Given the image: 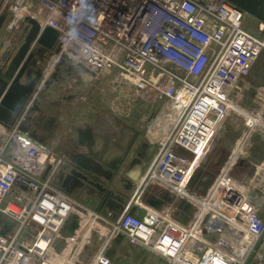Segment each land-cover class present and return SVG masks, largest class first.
<instances>
[{
  "label": "built area",
  "instance_id": "1",
  "mask_svg": "<svg viewBox=\"0 0 264 264\" xmlns=\"http://www.w3.org/2000/svg\"><path fill=\"white\" fill-rule=\"evenodd\" d=\"M4 1L56 31L62 63L114 70L150 102L167 100L166 133L141 188L152 184L184 199L194 214L181 224L168 212L139 217L127 208L116 220L89 213L55 185L63 157L23 135L19 122L7 130L0 149V264H109L110 242L119 237L167 264H246L264 235V223L246 206L242 183L229 169L205 197L186 188L227 117L240 115L249 128L248 118L262 122L264 102L258 110L243 102L246 79L264 59V23L258 24L261 36H253L244 28L245 13L228 0ZM19 140L26 143L21 156ZM71 215L79 229L63 237ZM223 221L246 238L242 256L235 252L236 241L232 252L222 238L205 240ZM82 223L86 237H80ZM92 230L102 239L90 254Z\"/></svg>",
  "mask_w": 264,
  "mask_h": 264
},
{
  "label": "crops",
  "instance_id": "2",
  "mask_svg": "<svg viewBox=\"0 0 264 264\" xmlns=\"http://www.w3.org/2000/svg\"><path fill=\"white\" fill-rule=\"evenodd\" d=\"M5 6L8 8V12L11 11L12 15L9 13L7 27L0 36V43H2L0 45V70L2 71L6 69L10 59L16 55L27 34L24 29H27L29 25L24 22V19L26 17L32 18L30 13L23 9L13 8L6 1L3 4V7ZM246 17L256 19L253 15L245 13V19ZM256 21L261 22L258 19ZM43 29L44 26H42L41 32ZM43 49L40 45H32L23 60V63H25L26 59L33 55L32 62H30L20 80V85L27 86L31 82H35V85L12 128L20 122L19 131L23 135L31 137L32 141L36 143L50 146L63 157L64 165L55 180L58 184L55 185L60 190L64 191V187L69 190L64 192L89 213H100L108 217V211L105 209L99 210L100 199L90 192L88 183L82 181L75 183L72 181L75 173L86 174L88 172L84 171L77 164V161L81 159L90 160L92 165H98L105 171H110L109 165L121 158L129 141L133 139L128 156L118 163V170L112 181L107 182L102 178L98 180L108 191L122 199L124 209L128 208V211L136 216L143 217L147 212L158 215L162 212H168L179 223L187 224L194 214V208L188 201L165 194L159 190L153 193L151 190L155 186L152 184L141 188L147 169L158 151L159 141L166 133L165 128L158 125H149L143 128L138 122L127 121L128 115H119L104 107V101L108 100L109 97L108 85L103 83L104 78L110 75V71L107 69L87 71L82 67H77L79 71H84L85 77H82L84 84H81L79 79L81 77H74L70 82L71 85L68 84L66 88L63 87L61 91H58L57 82L63 76L71 75L69 72L73 67L58 60L56 44L52 49ZM261 63H264V59H260L255 63L246 79L245 105L249 109L260 108L264 102V69L261 70V80H254L255 75L257 76L261 69ZM99 79L101 81L98 84L101 88L95 85ZM152 114L150 112L143 119H152ZM159 118V123L165 124L164 115H157L156 119ZM34 119L38 124L33 123ZM143 119L141 116L139 122L143 123ZM248 124L250 126L248 138L257 131L260 134L264 150L263 121L248 118ZM0 128L5 132V135L0 132L1 149L6 140L7 130ZM32 134L35 135V138L32 137ZM240 144H246V140L244 142L243 139ZM240 147L242 146L238 145L236 149ZM236 168H240V171L244 174L239 177L232 176V179L237 183H242L246 206L249 209L258 208L255 211L261 217V213H264L262 210L264 205V152L258 162L240 159ZM203 195L207 196L208 194ZM83 226L82 223V235L80 237H86L89 234ZM90 237L93 241H90L92 247L89 248V253L93 254L96 252L102 236L99 237L96 230H92ZM126 245L128 243L124 238H121L120 241L115 239L110 242L107 252L109 264ZM136 248L147 250L143 247L133 246V249ZM155 257L158 256L155 255ZM151 263L157 264L154 258ZM259 264H264V261Z\"/></svg>",
  "mask_w": 264,
  "mask_h": 264
},
{
  "label": "rangeland",
  "instance_id": "3",
  "mask_svg": "<svg viewBox=\"0 0 264 264\" xmlns=\"http://www.w3.org/2000/svg\"><path fill=\"white\" fill-rule=\"evenodd\" d=\"M9 13L10 15H12L11 11ZM258 24L259 23L253 17L252 18L246 17L245 22H244V28L253 36L260 37L261 35L258 31ZM6 27H7V24H6ZM260 65H261V69L257 73V76L255 75L254 80L256 81H259L262 78L260 74H261V70L264 69V63L263 64L261 63ZM83 72L84 71L82 70L79 71L78 68L74 66L72 70H70L69 72L71 75L63 76V78H61L60 81L57 82L58 83L57 90L61 91L63 87L66 88V85L67 86L68 84L71 85L70 82H72L71 80H73L74 77L76 78L81 77L79 78L81 80V84H84V82H82L83 81L82 79L85 77ZM100 81L101 80L99 79L97 84H95L99 88H101V86L98 84ZM103 83L107 84L108 89H109L108 100L104 101V104H105L104 107L106 109L112 112H116L119 115H128L129 117L127 121L138 122V124L141 125V127L143 128L149 125H152V126L158 125L162 128L165 126V124L159 123L160 118L156 119V116L163 115V112L165 111V108H166L165 104L167 103V100H160V101H157L156 103L150 102L147 99L149 97L148 96L146 97V95L143 92L141 93V92L135 91V89L131 86L130 83L125 84L124 81L117 78L114 70H110L109 77L104 78ZM103 83L101 84L103 85ZM243 104H245V102H243ZM255 110H258V107H255ZM150 112L153 113L152 114L153 118L143 119V117L149 114ZM141 116L143 119V123L139 122ZM262 118H263L262 121L264 123V115ZM163 121H164V118H163ZM249 132H250L249 127L246 126V122L244 118L241 117L240 115L231 114L229 117H227L224 120L219 132L217 133L213 141V144H212L213 148H212L211 153H209L206 156V159L197 168V170L195 171L194 175L191 177L187 185L186 190L188 191L189 194H195L198 197H204L205 195L203 194H206V195L209 194L210 191L213 189L218 176L221 173L228 171L229 169H230L229 175L231 176V178H233L232 176L239 177L242 174H244V172L242 173L240 171V168H236L237 163H239L240 159L241 160L248 159V161H252V162H258L259 160H261L264 150H263V145L261 143L260 134H258L257 131H255V133H253V135H251L248 138ZM243 139H244V142L246 140V144H240V142L243 141ZM238 145L242 147L236 149ZM231 167H234V168H231ZM157 191L158 189L156 187H154L151 190V192L153 193ZM257 209L258 208L254 210H257ZM262 210L264 211V205L262 207ZM256 213H257V216L264 223V213H261V217L259 216L258 212ZM236 215L237 217L239 216L238 220L240 221L242 218V215H240V213L239 214L236 213ZM223 222L224 224L223 226H221V228L217 227L215 231L213 230L210 232L208 231L205 234V240L220 241V239L222 238L221 240H223L224 242L230 241V244H232V247H233L232 248V252H233L234 249L239 244L238 241H240V239L242 241V238L244 235L240 233L241 234L240 239L236 241V247L234 248L233 245H235V240L233 238V231L230 230L232 225L228 223L227 221H223ZM258 241L260 242H259L257 249L251 255V258L246 264H259L263 261V260L260 261V259H256V257L264 241V235ZM153 258L156 260L157 264H167L166 261L164 260L162 261V259L155 257L153 253L147 250H143L141 248L133 249V246H130L128 244L122 249V251L117 256H115V258L111 261L110 264H154V263H151Z\"/></svg>",
  "mask_w": 264,
  "mask_h": 264
},
{
  "label": "water",
  "instance_id": "4",
  "mask_svg": "<svg viewBox=\"0 0 264 264\" xmlns=\"http://www.w3.org/2000/svg\"><path fill=\"white\" fill-rule=\"evenodd\" d=\"M228 2L243 12L253 15L256 19L264 23V0H228ZM3 4L4 0H0V8ZM4 8L6 11L8 10L7 6ZM3 20L4 18L0 19V28ZM24 22L29 25L27 29H24L27 34L18 48L16 55L10 59L6 69L4 71L0 70V127L6 130L10 129L20 116L25 101L31 95L35 85V82H31L27 86L20 85V80L33 58V55H30L25 63H23L25 56L32 45L37 44L44 49H52L57 39V33L52 28L46 27L41 32L42 26L34 19L26 17ZM32 137L35 138V135L32 134ZM132 141L133 139L129 141L121 158L109 165L110 171H105L101 166L92 165L90 160L81 159L77 161V164L84 171L88 172H86V174L75 173L73 175V182L78 183L79 181H82L88 183L90 192L96 198L100 199L99 210L105 209L108 211V218L110 220H116L125 211L122 205L123 201L118 196L116 197L114 193L108 191L98 179L102 178L107 182L112 181L114 175L117 173L118 163H120L124 157L128 156ZM55 184L57 185L58 182L55 181ZM64 191L68 192L69 190L64 187ZM128 212L132 213L131 211ZM78 229L79 224L77 216L71 215L66 227L62 230L61 235L63 237L73 236ZM121 238L122 237H119L118 241H120ZM61 243V241H57L56 246H60ZM256 259L264 261V241L259 249Z\"/></svg>",
  "mask_w": 264,
  "mask_h": 264
},
{
  "label": "bare ground",
  "instance_id": "5",
  "mask_svg": "<svg viewBox=\"0 0 264 264\" xmlns=\"http://www.w3.org/2000/svg\"><path fill=\"white\" fill-rule=\"evenodd\" d=\"M119 89V88H118ZM136 91V90H135ZM128 94V93H127ZM126 94V95H127ZM136 94V93H135ZM141 94V93H140ZM129 95V94H128ZM137 95V94H136ZM135 96V95H134ZM127 97V96H126ZM137 97V96H136ZM135 97V98H136ZM130 98V97H129ZM125 99V98H124ZM127 99V98H126ZM136 101V100H135ZM133 102V101H132ZM0 132H2L3 134L2 135H5V132H3V130L1 129V131ZM7 137V136H6ZM25 144L26 143H24V142H22L21 140H19L18 142H17V146H16V148H17V152H18V154L21 156L22 154H24L25 153V150H26V147H25ZM184 194V193H183ZM240 231L237 229L236 231H234L233 232V238H234V240L235 241H237L238 239H240ZM243 241H247L246 240V238L243 236V238H242V241H241V239H240V241H238V245H237V247H236V250H235V252H236V254L238 255V256H242L243 254H244V247H242L243 246ZM229 242L230 241H225L224 243H225V246H229Z\"/></svg>",
  "mask_w": 264,
  "mask_h": 264
},
{
  "label": "flooded vegetation",
  "instance_id": "6",
  "mask_svg": "<svg viewBox=\"0 0 264 264\" xmlns=\"http://www.w3.org/2000/svg\"><path fill=\"white\" fill-rule=\"evenodd\" d=\"M6 12V13H5ZM1 18H4V20H3V23H2V25H1V28H0V36H1V34H3L4 33V31H5V27H6V24H7V22H8V18H9V12H8V10L6 11L5 10V8L2 6L1 8H0V19ZM2 43H0V45H1ZM31 120V119H30ZM31 123H32V120L30 121ZM27 123V122H26ZM33 123H35V124H38L36 121H35V119L33 120Z\"/></svg>",
  "mask_w": 264,
  "mask_h": 264
}]
</instances>
